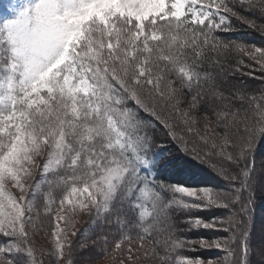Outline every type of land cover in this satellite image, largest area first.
<instances>
[{
    "label": "rangeland",
    "instance_id": "1",
    "mask_svg": "<svg viewBox=\"0 0 264 264\" xmlns=\"http://www.w3.org/2000/svg\"><path fill=\"white\" fill-rule=\"evenodd\" d=\"M212 1L0 0V45L5 47V54L0 55V105L9 109L12 99L25 105L41 104L46 100L43 97L55 88L71 95L90 96L93 87L84 73L75 70L71 43L93 19L106 25L108 13L126 16L135 21V37L140 40L147 33L144 23L165 20L166 12H170L173 19L188 15L192 21L203 22L214 15L224 22ZM229 14L232 16L231 11ZM150 39L156 38L151 36ZM122 47L119 41V51H114L121 64L125 61L120 56ZM248 56L258 67L252 78L261 83L258 89L264 91L261 73L264 72V45L253 47ZM143 66L136 69L135 76L126 66H122L121 71L127 72L124 77L139 81V85L152 87L155 94L161 91V86L167 87L168 93L162 92L165 96L159 93L162 99L182 92L172 80L163 82L160 78H150ZM232 75L223 71L222 80L240 84L242 78L236 80ZM235 88V99L246 100V94L241 92L246 87L241 84ZM260 97L255 96L258 102L245 134V130L240 135L236 133L238 130H232L235 138L229 142L223 132L219 136L222 150L231 151L227 160L231 157L232 160L227 162L229 168H234L233 176L216 174L200 186L176 188L173 201L182 208L173 213V218L180 225L177 232L186 236L183 245L176 249L181 250L185 264H234L237 260L241 264L247 261L264 264V148L254 156L257 167L255 165L249 180L250 188L257 187L256 191L250 189L243 194L239 188L246 154L257 148L264 130L263 93ZM189 100L187 98L190 105L194 104L191 98ZM210 106L216 108V118L224 112L223 104ZM192 112L187 114L180 104L175 117L181 125L187 121L194 123L196 115ZM158 117L159 123L168 131L162 128L159 136L166 140L174 134L170 130L172 124L160 115ZM21 121L15 113L5 118L0 116V136L6 138L3 147V138L0 143V237L8 242L5 248L0 247V264H47L42 262L47 258L55 259L59 264H158V256L148 242L116 237L111 226L113 218L108 213L109 207L118 204L120 181L125 171L120 167L109 169L94 176L95 180L90 183L69 186L63 171L65 147L62 135L57 134L56 129L39 138L24 134ZM211 121L208 120V126ZM186 132L192 139L203 138L201 133L196 135L198 132L193 127ZM258 191L261 198L257 196ZM140 193L142 195V191ZM247 196L251 198L256 218L253 226L250 216H245ZM139 209L141 214L147 215L143 205ZM106 213L108 220L103 218ZM245 231L249 232L246 257L237 252L239 236ZM10 254L17 258L24 256L28 261L17 262Z\"/></svg>",
    "mask_w": 264,
    "mask_h": 264
},
{
    "label": "trees",
    "instance_id": "2",
    "mask_svg": "<svg viewBox=\"0 0 264 264\" xmlns=\"http://www.w3.org/2000/svg\"><path fill=\"white\" fill-rule=\"evenodd\" d=\"M239 1H212L224 22L214 15L203 22L192 21L188 15L173 19L170 12H166L165 20L144 23L147 33L140 40L135 37V21L126 16L108 13L106 25L93 19L71 43L75 70L84 73L93 87L90 96L71 95L55 88L52 93L44 94L46 100L41 104L25 105L12 99L9 109L0 105L1 117L15 113L22 118L23 133L39 138L56 129L57 134L62 135L63 171L69 186L90 183L95 180L94 176L109 169L120 167L125 171L119 186L121 209L117 203L109 207L108 213L113 218L111 226L116 237L148 242L158 256V264H185L181 250L176 249L186 239L177 232L180 225L173 218V213L182 208L173 201L176 188L200 186L216 174L233 176L234 168H229L227 162L232 160V157L227 160L231 151L222 150L219 136L223 132L229 142L235 138L232 130H238L237 135L245 130V134L258 102L255 96L260 99L263 93L264 98V91L258 89L261 83L252 78L258 67L248 56L253 47L264 45V0ZM151 36L156 39L151 40ZM119 41L123 46L120 56L125 60L122 64L117 59L119 55L114 54L119 51ZM1 54H5L2 45ZM142 65L150 78H160L163 82L172 80L182 92L177 91L166 103L168 99H162V95L168 93L167 87L161 86V91L155 94L152 87L139 85V81L124 77L127 72L121 71L122 66H126L135 76L136 69ZM223 71L232 73L231 77L236 80L242 78L241 83L222 80ZM261 73L264 85V72ZM241 84L246 87L241 92L247 99L241 98L239 102L233 89ZM139 88L143 91L136 90ZM187 98L194 104L190 105ZM180 104L187 114L194 111V123L180 124L175 117ZM213 104L225 106H221L224 112L217 118L216 108L210 106ZM158 115L172 124L170 130L174 134L166 140L159 136L160 130L166 128L159 123ZM208 120H212L210 126ZM190 127L197 130L196 135L203 134V138L192 139L186 132ZM2 138L3 147L6 138L0 136V143ZM259 141L243 162L244 170L239 176L243 194L251 189L249 180L256 165L254 156L264 148V130ZM225 151L228 153H223ZM252 188L253 192L257 189ZM257 194L261 198L259 191ZM247 198L245 216H250L253 226L256 218L251 198ZM138 205H143L146 216L141 214ZM108 213L103 214L104 219L108 220ZM248 238L246 231L239 236L237 252L240 256L247 255ZM5 241L0 237L1 248L7 245ZM10 258L17 262L28 261L15 254H10ZM47 259L42 262L59 264L55 259ZM234 264L241 262L237 260Z\"/></svg>",
    "mask_w": 264,
    "mask_h": 264
}]
</instances>
